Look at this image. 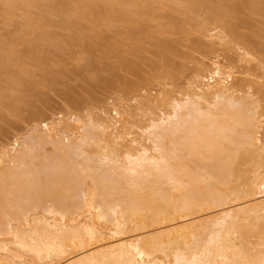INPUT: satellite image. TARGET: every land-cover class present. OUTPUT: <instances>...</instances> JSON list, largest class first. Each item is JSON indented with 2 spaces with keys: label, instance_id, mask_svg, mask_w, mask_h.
<instances>
[{
  "label": "bare ground",
  "instance_id": "1",
  "mask_svg": "<svg viewBox=\"0 0 264 264\" xmlns=\"http://www.w3.org/2000/svg\"><path fill=\"white\" fill-rule=\"evenodd\" d=\"M166 1L187 16L199 6L220 13L209 0ZM46 2L0 0V16L21 9L26 17L17 39L0 35L7 77L0 86L10 92L0 90V102L21 97L9 69L25 56L17 45L41 51L53 40ZM51 6L63 27L82 24L76 35L84 39L86 31L102 32L106 16L131 24L136 40L152 23L143 22L153 14L148 2ZM85 16L86 27L78 22ZM231 30L206 27L207 48L175 92L167 77L156 94L124 81L107 102L79 112L34 110L24 131L7 130L0 140V264H264V55ZM159 44L167 56L176 49Z\"/></svg>",
  "mask_w": 264,
  "mask_h": 264
},
{
  "label": "rangeland",
  "instance_id": "2",
  "mask_svg": "<svg viewBox=\"0 0 264 264\" xmlns=\"http://www.w3.org/2000/svg\"><path fill=\"white\" fill-rule=\"evenodd\" d=\"M134 1L141 2L142 6L145 2L146 5L147 2L149 3V6H151L149 12L153 14H148L150 17L145 15L143 22L144 19H146L145 24L151 23V21L152 23L157 22L163 32H161L162 30L156 32L155 27L151 26L154 23H151L150 26L148 24V26L143 25V31L145 27L148 28L145 29V32L141 31L143 35L141 34L136 40L128 35L131 24L129 27L127 26L129 23L121 26L122 24H118V21L115 22L114 19L113 21L111 17V19L107 18V14H104L106 17L100 23L103 25V28L101 25L102 32L95 34V31H92L96 35L94 38V35H91V30L86 31L88 37L92 36L94 38L92 40L88 39L92 41L89 42L86 41L87 36L85 39L79 38L80 35L77 37V27L80 24L72 28L61 25L60 17L51 6L52 0L43 3V6L41 5L43 8L42 13L53 21V24L49 26L53 33V40L43 46L41 51L37 49V51L30 50L28 46L22 45V43L17 45L20 41H16V45L21 51L24 50L22 56H25L22 59L20 58L22 61L19 60L17 64L10 61L12 65L9 66V64L8 66L13 73L10 77L19 80V83L17 81L13 82L21 97L14 91L16 92L15 96L19 97L20 101L23 99L24 101L16 105L15 102L19 99L16 98L17 101L11 102V97L4 94L8 89L6 91L3 89L4 93L2 95L5 97H2L4 100L8 97L9 102L15 106H9L6 103L8 100L0 102V140L3 139L2 137H6L7 130H9L8 135L12 130L14 132L17 130L20 132L22 128L25 130L27 123L30 121L29 118L36 115L32 113L34 110L38 114L42 111L51 114L61 108H64V110L70 108L73 111L76 110V112L83 111L84 107L81 109V106L86 107V104L89 105L87 106L89 108L91 107L90 104L107 102V96L114 93L116 88L121 86L124 81L128 83L132 80L136 81L138 85L140 84L139 86L145 84L148 88L155 87L154 89L158 90L152 92L156 94L161 87V84H159L160 77H167L166 81L173 80H170L171 86L169 89H178L183 86L189 68L195 65L197 57H201L200 53H204L203 49L207 48L206 44L209 41V36L205 34V29L210 25H223L229 30L232 29L231 34L233 32V35H240V37L250 41L257 50L256 52L264 55V0H209V4L213 3V5H218L220 8V13L217 12L215 16L213 11L212 14L207 8V10H201L200 6L198 12L195 8L194 14L191 13L192 15H190V12H188L189 16H187L185 13H175V6L173 10L168 8L167 4L168 7L163 5L166 0ZM42 8L39 9L42 11ZM101 15L103 14L101 13ZM25 19L26 17H24L21 9L0 16V35L3 40L17 39L20 36V29L25 26ZM173 19H176L180 25L173 26L174 24L170 23ZM78 20L79 23L83 21L85 27L86 23H89L87 17ZM82 27L81 24L80 28ZM85 27L83 30H87ZM151 27L153 31H151ZM154 30L155 33H153ZM138 31L140 32V30ZM138 31L136 30V32ZM150 34L157 35L158 39L155 35L156 39H152L153 36ZM159 34L163 37H160ZM83 37L85 36L83 35ZM159 40L161 43L171 41L172 45L176 46V49L172 50L174 53L170 50L171 54L167 56L165 50L162 48L163 51L160 48L163 44L160 45ZM124 57L128 62L121 63ZM36 58L39 60H36ZM252 65L255 66L256 64L252 63ZM5 73L3 69H0V84L6 77ZM168 74L172 78H168ZM258 74L257 82H260L263 72L259 70ZM10 82L12 83V81ZM16 83H18V86ZM130 84L134 85L133 83ZM137 84L136 86H138ZM1 88L4 87L0 86V90ZM3 91L1 90V92ZM9 93L8 91V95ZM93 108L97 110L94 106Z\"/></svg>",
  "mask_w": 264,
  "mask_h": 264
}]
</instances>
